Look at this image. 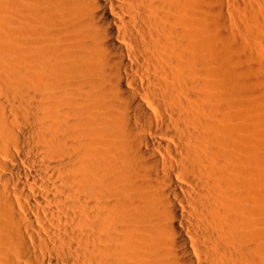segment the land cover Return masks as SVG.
Wrapping results in <instances>:
<instances>
[{
	"label": "bare ground",
	"instance_id": "obj_1",
	"mask_svg": "<svg viewBox=\"0 0 264 264\" xmlns=\"http://www.w3.org/2000/svg\"><path fill=\"white\" fill-rule=\"evenodd\" d=\"M247 11L0 0V264H264Z\"/></svg>",
	"mask_w": 264,
	"mask_h": 264
},
{
	"label": "rangeland",
	"instance_id": "obj_2",
	"mask_svg": "<svg viewBox=\"0 0 264 264\" xmlns=\"http://www.w3.org/2000/svg\"><path fill=\"white\" fill-rule=\"evenodd\" d=\"M254 7L257 9V14H249V11H247L248 15H249V18L250 20L245 21V20H242L240 19V22L245 25L244 27H246V25H253V26H264V0H251ZM258 8H260V10H258ZM256 15V16H254ZM247 29V28H246ZM247 35H249V33H247Z\"/></svg>",
	"mask_w": 264,
	"mask_h": 264
}]
</instances>
